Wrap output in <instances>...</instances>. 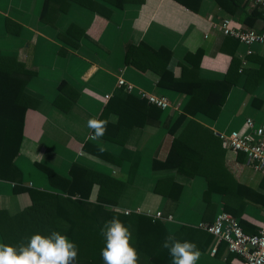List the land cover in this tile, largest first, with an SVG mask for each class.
Here are the masks:
<instances>
[{
	"label": "crops",
	"instance_id": "obj_1",
	"mask_svg": "<svg viewBox=\"0 0 264 264\" xmlns=\"http://www.w3.org/2000/svg\"><path fill=\"white\" fill-rule=\"evenodd\" d=\"M225 18L242 30H264V9L249 0H0V56L23 66L31 99L14 160L19 174L12 181L0 179V211L30 216L36 206L44 209L43 203L33 208L31 195L15 191L17 186L59 192L38 165L62 177H70L74 165L84 166L123 183L115 211L147 216L161 222L168 237L196 243L202 253L196 264H243L203 228L222 211L238 219L247 234L264 227V172L255 171L245 154L230 151L218 135L242 129L253 116L264 126V47L249 48L225 36L219 27ZM143 44L171 51L177 78L196 65L198 73L191 75L202 81L240 75L217 117L200 114L188 125L183 173L153 164L167 160L175 140L169 129L188 96L162 89L154 74L126 64L128 46ZM121 75L168 98L172 108L158 118L155 111L137 106L125 111L121 105L101 118L111 99L131 95L118 85ZM107 95L112 97L106 100ZM219 99L212 94L209 101ZM119 112L129 113L130 120L117 133ZM90 119L109 120L105 139H93ZM92 146L107 158H99ZM99 190L94 185L90 203H97ZM64 208L78 210L70 203ZM150 238L155 242L156 236ZM131 240L135 246L137 237ZM0 245H5L1 233ZM136 250L138 264H158L147 260L150 250Z\"/></svg>",
	"mask_w": 264,
	"mask_h": 264
},
{
	"label": "trees",
	"instance_id": "obj_2",
	"mask_svg": "<svg viewBox=\"0 0 264 264\" xmlns=\"http://www.w3.org/2000/svg\"><path fill=\"white\" fill-rule=\"evenodd\" d=\"M197 56H199L198 53L194 57ZM191 57L193 55L188 54L187 58L191 59ZM172 58L171 51L167 49L154 50L144 44L131 45L127 48L126 64L141 72L154 74L158 86L162 89L188 96L182 112L177 115L169 129L170 134L175 136V140L167 160L164 162L155 160L153 164L156 170L177 169L183 173L187 162L182 146L184 132L195 121L193 118L200 114L209 118L217 117L232 86L240 80V75L238 72H232L228 73L225 81H202L191 75L198 73L199 65H196L195 70H186L183 76L177 78L170 66ZM27 84V73L17 59L0 56V179L3 180H15L19 174L14 160L20 152L25 115L31 105V99L26 93ZM203 92L204 95L200 94ZM212 94L220 96L217 104L209 101ZM127 96L123 100L117 97L111 99L101 118L109 116L112 110L115 111L121 105L125 111L137 106L141 111L146 110L151 114L155 111L158 118L162 115L161 109L153 105L154 110L148 108L146 103H149L138 96L133 94ZM141 111H139L140 115L144 116ZM118 115L119 124L115 127L117 133L120 130L118 127L130 120L129 113L119 112ZM145 120L140 121L142 126ZM109 140L114 141L110 138ZM92 147H94V154L99 158H107L106 152L103 153L96 146ZM38 167L47 175L53 190L66 194L67 198L60 196L59 192L50 193L27 187H15V191L28 192L31 195L34 202L33 208L36 203L37 205L43 203L45 207L40 210L36 206L34 214L30 216L25 211L15 215L0 211V233L5 245L18 249L20 246H27L31 237L36 234L41 233L45 235L44 237H48L53 232H58L69 237L70 242L78 247L77 258L70 261V264H105L101 251L106 247V239L101 235V229L105 222L118 217L132 232V236L137 237L135 246L132 240L130 244L135 249L139 248L146 253L150 250L147 260L156 261L158 264H171L172 258L168 249L163 247L168 236L163 233L161 222L153 221L144 215H125L114 210L113 206L118 198L117 188L118 185L119 187L123 185L122 182L116 181L109 174L79 165L73 166L70 177H62L44 165H38ZM96 184L99 185L100 190L97 203L92 204L89 198ZM64 203L74 204L78 210L70 213L64 208ZM150 235L153 238L156 236L155 242ZM143 236H146L144 240ZM148 242L151 243L150 247Z\"/></svg>",
	"mask_w": 264,
	"mask_h": 264
},
{
	"label": "built area",
	"instance_id": "obj_3",
	"mask_svg": "<svg viewBox=\"0 0 264 264\" xmlns=\"http://www.w3.org/2000/svg\"><path fill=\"white\" fill-rule=\"evenodd\" d=\"M249 1L264 9V0ZM234 23L233 18L222 20L219 27L225 36L231 37L249 48L264 47V30H242ZM118 85L124 87L130 94L136 93L140 99L163 111L171 109L173 106L168 98L136 87L127 82L123 75L119 77ZM111 97V95H107L106 100ZM218 135L230 151L245 154L255 171L264 172V126L256 125L252 119H248L242 129ZM125 214L129 215L130 212H125ZM156 217L160 218L161 214L158 213ZM203 228L216 238L217 243H225L230 253L242 257L243 264H264V227L257 234H247L238 219L222 211L213 223L204 225Z\"/></svg>",
	"mask_w": 264,
	"mask_h": 264
},
{
	"label": "clouds",
	"instance_id": "obj_4",
	"mask_svg": "<svg viewBox=\"0 0 264 264\" xmlns=\"http://www.w3.org/2000/svg\"><path fill=\"white\" fill-rule=\"evenodd\" d=\"M108 123L109 120L88 121V127L94 129L93 139L105 135ZM101 235L106 239V247L101 251L105 264H138L137 250L130 244L132 232L118 217L105 222ZM163 247L168 249L171 264H196L202 255L196 243L180 242L172 237L166 238ZM77 255V245L58 232L48 237L36 234L27 246L18 249L0 245V264H70Z\"/></svg>",
	"mask_w": 264,
	"mask_h": 264
},
{
	"label": "rangeland",
	"instance_id": "obj_5",
	"mask_svg": "<svg viewBox=\"0 0 264 264\" xmlns=\"http://www.w3.org/2000/svg\"><path fill=\"white\" fill-rule=\"evenodd\" d=\"M252 118H255V119H253V120L256 122V124H258V125L261 124V122L259 121V120H260L259 118H258V120H257L256 117H254V116H253Z\"/></svg>",
	"mask_w": 264,
	"mask_h": 264
}]
</instances>
